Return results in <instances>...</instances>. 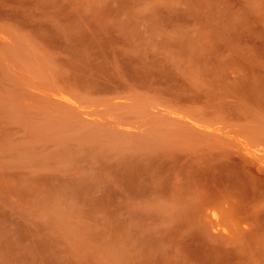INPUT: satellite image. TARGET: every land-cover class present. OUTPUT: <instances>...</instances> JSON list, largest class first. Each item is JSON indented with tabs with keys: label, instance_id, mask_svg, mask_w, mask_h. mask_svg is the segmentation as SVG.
Masks as SVG:
<instances>
[{
	"label": "rangeland",
	"instance_id": "1",
	"mask_svg": "<svg viewBox=\"0 0 264 264\" xmlns=\"http://www.w3.org/2000/svg\"><path fill=\"white\" fill-rule=\"evenodd\" d=\"M0 264H264V0H0Z\"/></svg>",
	"mask_w": 264,
	"mask_h": 264
}]
</instances>
